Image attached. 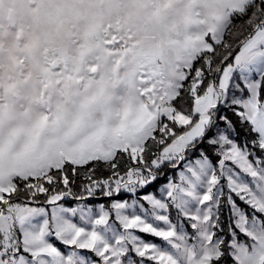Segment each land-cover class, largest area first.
<instances>
[{"label": "snow or ice", "instance_id": "1", "mask_svg": "<svg viewBox=\"0 0 264 264\" xmlns=\"http://www.w3.org/2000/svg\"><path fill=\"white\" fill-rule=\"evenodd\" d=\"M0 264H264V0H0Z\"/></svg>", "mask_w": 264, "mask_h": 264}, {"label": "rangeland", "instance_id": "2", "mask_svg": "<svg viewBox=\"0 0 264 264\" xmlns=\"http://www.w3.org/2000/svg\"><path fill=\"white\" fill-rule=\"evenodd\" d=\"M162 182H163V181H162ZM89 203H90L91 205L94 206V210H95V208H98V205H99L100 203H104V204L107 205L108 201H107L106 199H104V198H98V199H95V200H91V201H89ZM72 206H75V203H73ZM77 222H78V221H77ZM146 236H147V235H146ZM146 236H145V238H146ZM146 239H147V238H146ZM151 239H153V238L151 237ZM155 242H156V243H160L159 238H156Z\"/></svg>", "mask_w": 264, "mask_h": 264}, {"label": "trees", "instance_id": "3", "mask_svg": "<svg viewBox=\"0 0 264 264\" xmlns=\"http://www.w3.org/2000/svg\"><path fill=\"white\" fill-rule=\"evenodd\" d=\"M158 183H162V181L158 182ZM147 239H151L150 236H146ZM156 240V239H155Z\"/></svg>", "mask_w": 264, "mask_h": 264}]
</instances>
